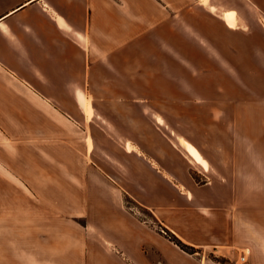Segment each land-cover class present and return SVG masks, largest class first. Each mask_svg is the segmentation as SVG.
Returning <instances> with one entry per match:
<instances>
[{"label": "crops", "instance_id": "1", "mask_svg": "<svg viewBox=\"0 0 264 264\" xmlns=\"http://www.w3.org/2000/svg\"><path fill=\"white\" fill-rule=\"evenodd\" d=\"M222 1L0 0V142H16L8 170L19 182L0 175L12 189L9 211L0 203V264H229L241 252L264 264V212L243 199L264 188V46L242 37L253 44L245 75L239 37L228 57L223 37L210 44L209 24L247 27ZM156 93L182 94L167 103L191 110L198 136L160 127ZM128 108L152 130L141 131L146 150L114 139V165L81 163L79 124L99 110L122 135Z\"/></svg>", "mask_w": 264, "mask_h": 264}, {"label": "rangeland", "instance_id": "2", "mask_svg": "<svg viewBox=\"0 0 264 264\" xmlns=\"http://www.w3.org/2000/svg\"><path fill=\"white\" fill-rule=\"evenodd\" d=\"M222 3L224 4V6L231 7V5H234V7H237V9L241 11L243 20H245V23H247V27L244 28V26H242L243 28L241 30H238V32H231L226 27L220 28V27H215V25L209 24L207 28H202V30L203 31L206 30L208 34L211 35V38H209V40L210 41L213 40L210 42V44H212L213 46H215L213 43L216 42L215 36H218V41H220V38L223 37L222 38L223 44L221 43L218 45L221 46V49L224 51L225 56L227 57L229 56V53L231 51V42L233 41V39L236 40L239 37L240 38L238 39L240 43L239 51L241 54L239 55L237 64H239L240 72H242V74L247 75L249 73V70L251 71V68L248 63L249 62L248 56L250 53V61H251L252 54H253V51H252L253 44H248L247 40H243L242 37H245L247 35H253L256 41L258 42L257 46L259 45L264 46L263 44L264 26L261 23L264 21V0H223ZM224 15L226 18H229V19H231L232 17L228 13H224ZM259 51L260 50L257 49V52ZM230 66H228L226 63L224 65L225 69L228 67L229 71L232 72ZM257 67H262V61L260 58L257 59ZM262 79L263 77L261 78V80ZM226 83H228V81H226ZM256 96H259V97L261 96L260 98H264V95H260L258 92L256 93ZM182 97H183L182 94L180 96L179 93H156V96L154 98L159 102L157 103L154 109H149V111L152 114V110H154L157 114H159V117H158L159 121H157V123H159L160 127L164 131H169V132L174 131V132H177V134L178 133L180 134L196 133L195 136H198L199 120H194L191 117L192 114L189 113L191 112V110L184 108L183 106L178 105V104L174 105L173 103H167V100H172L174 98L177 100V102L182 101L183 100ZM243 98H246V97H243ZM112 111H113L112 115L116 119L118 115L114 112L115 109H112ZM123 111H124L123 119H120L119 117L117 118V122L118 120L120 121L122 120L125 123V124H122L120 127L121 128L120 132L122 135H120L119 132L117 131L118 126L116 124L113 123L114 125H109L105 123L103 119L104 115L100 113L99 110L94 111V109H92L90 112L91 114L85 118L84 124L83 123L79 124L80 130L82 132L86 131V133L81 132L79 136H76L75 134H73L72 138L75 139L74 142L76 143V150L78 149L81 163L83 164L88 163L90 160L94 158L95 161H98L99 159L101 163H104L106 161L108 163L111 162L114 165L113 161L118 160L119 158L118 156L115 155L117 153L114 149L113 144L111 145L109 144V141L111 140L112 142L114 139H117V141L122 142L123 146L126 149H130V150L134 149L138 151V148H142L146 150L147 147L141 143L140 136L142 132L146 133L147 135V133H151L152 130L148 131L145 125L144 127H141L143 128V130L140 128H136L134 124V122L136 121L134 110L128 108V109H124ZM137 116H138V113H137ZM194 126H197V127H194ZM243 127H246V126H243ZM104 129L107 131V134L104 133ZM101 132L103 134H101ZM87 137H90L89 139L90 147L92 149V152L95 153V155L90 156L87 154V150H86L87 149V146H86ZM104 137L108 140L107 141L108 144H106ZM15 145H16V142L9 140V139H7V141L5 142H0V168H2L0 171V175L2 177L1 179L5 181L6 183H9L10 185H13L12 182H15L16 185H19V182L17 181L18 177H16L14 174H11L8 170L9 164L12 163L14 159H17L15 155L16 153ZM159 148L163 149L162 147H159ZM190 148L191 150H193V153L191 154L197 158L198 154L196 153V151L191 146ZM105 152L108 153L109 155L111 154V160L108 155L105 156L103 154ZM129 158H132V156L129 155L128 159ZM114 168L111 169V175L117 180L119 179V174L114 170ZM4 183L0 181V203L4 206L3 211H9L11 204L6 199H4L3 201L2 196L4 192L6 191H8V193H9V190L12 192V189L7 188V184H4ZM4 186L7 189H5ZM19 191H21V193L23 194L19 193ZM243 191H245V194L243 196L244 200L247 201V200H252L253 198H255V204L245 203L244 208L252 207L251 209L254 208V210L257 213L264 212V188L243 189ZM16 193H17L16 194L17 196H20L21 194V195H24V197L32 199V205L36 202L35 194L29 188H25L22 186L20 188L17 187ZM253 194H255L254 197L252 196ZM131 203H130V199L127 197L125 199L126 206L130 207ZM27 204H28L27 201L23 199L20 205L21 209L23 208V206H27ZM18 208L19 207H17V210ZM140 213H141V216H144V217L148 215L146 210H141ZM0 223L1 224L6 223V220H3V221L1 220Z\"/></svg>", "mask_w": 264, "mask_h": 264}, {"label": "built area", "instance_id": "3", "mask_svg": "<svg viewBox=\"0 0 264 264\" xmlns=\"http://www.w3.org/2000/svg\"><path fill=\"white\" fill-rule=\"evenodd\" d=\"M248 262V253L241 252L238 254L237 258L229 264H248Z\"/></svg>", "mask_w": 264, "mask_h": 264}, {"label": "trees", "instance_id": "4", "mask_svg": "<svg viewBox=\"0 0 264 264\" xmlns=\"http://www.w3.org/2000/svg\"><path fill=\"white\" fill-rule=\"evenodd\" d=\"M173 242H175V244H177L183 251L185 252H191V248L183 245L182 243H180L179 241H177L176 239H173Z\"/></svg>", "mask_w": 264, "mask_h": 264}, {"label": "bare ground", "instance_id": "5", "mask_svg": "<svg viewBox=\"0 0 264 264\" xmlns=\"http://www.w3.org/2000/svg\"><path fill=\"white\" fill-rule=\"evenodd\" d=\"M183 144L185 145V147L188 149V151H190V153H193V150H191L190 146L186 143L183 142Z\"/></svg>", "mask_w": 264, "mask_h": 264}]
</instances>
